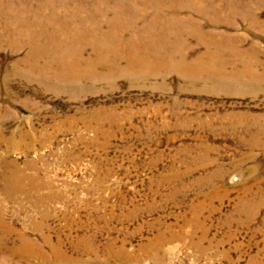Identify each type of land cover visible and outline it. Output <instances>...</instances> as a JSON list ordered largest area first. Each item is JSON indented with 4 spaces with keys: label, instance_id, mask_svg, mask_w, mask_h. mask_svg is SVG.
<instances>
[{
    "label": "rangeland",
    "instance_id": "1",
    "mask_svg": "<svg viewBox=\"0 0 264 264\" xmlns=\"http://www.w3.org/2000/svg\"><path fill=\"white\" fill-rule=\"evenodd\" d=\"M0 264H264V0H0Z\"/></svg>",
    "mask_w": 264,
    "mask_h": 264
},
{
    "label": "bare ground",
    "instance_id": "2",
    "mask_svg": "<svg viewBox=\"0 0 264 264\" xmlns=\"http://www.w3.org/2000/svg\"><path fill=\"white\" fill-rule=\"evenodd\" d=\"M59 32H61L60 29H56V33H59ZM120 32H121V29L116 28V29H113L109 34H107V33H93L92 39H88V40H86L88 36L86 37V39L83 38V40H82L83 34H72L67 39V41H69L71 43V46H74L75 47V51L74 52H80V53L78 54V57L77 58H73L72 57V54H71V50H67V49H64V48L63 49L62 48H59L58 49L59 50L58 53L62 54L63 58L61 56L58 57V59L60 60L59 66H60V68H62V70L60 69V72L57 71V73L60 74L61 72H64V73H66V72H69V73L73 72L77 78H82L83 75H84V73L90 72V71L87 70V71H85L83 73L81 71H78L77 67L80 64H83V63H85V64H92V65L94 64V62L91 59H84V58H82V56H81L82 55V51L85 48L84 47L85 46L84 44H87L89 42V40H91L90 44L91 43L93 44L97 40L106 39L109 35L117 36L119 38L120 37L119 36L120 35ZM79 39L81 41H84V44H82L83 42H81V44H79L80 43ZM78 41H79V43H78ZM45 47L42 48L41 50L44 51ZM78 48H81V49H78ZM137 48L138 47L135 48V44H132L130 42H121V43L118 44V41L115 40L114 43L112 42L108 46H100L99 43L96 44L95 45V51H96L95 54L99 55L100 58H103V55L105 53H108V55H110V56H112L114 58V60L113 59L112 60H113V64L117 65L116 67H118V65L120 66V62L119 61H121V59L125 58L126 61L125 60L124 61L126 62V67L123 68L124 71H126V70L132 71V70H136V69L137 70H141V68L151 69V67H153V66L155 68V64L153 63V61H154L153 57L154 56L152 54H150L151 52L150 53H147L148 55L144 57V55L141 56V54H138V51H140V49L137 50ZM164 57H166V54H164ZM50 60H51V58H50ZM104 61H105V59H104ZM187 62H189V61H187ZM165 63H166V61H165ZM160 64H161V66L162 65H166V64L162 63V61H161ZM197 64H199V65L200 64H203L202 58H199V60L197 61ZM96 68H97V66H96ZM22 238H23L22 244H20L18 247H16L15 251L13 249L12 250L14 252L17 251L16 253H18L20 256H23V255L24 256L25 255H34L35 256V254L38 251V245H37V243L35 241H33V240H30L28 237H23L22 236ZM44 254L43 253H40L38 256H42ZM56 254H57L56 256L58 258H61L63 256V255H61V253H56Z\"/></svg>",
    "mask_w": 264,
    "mask_h": 264
}]
</instances>
